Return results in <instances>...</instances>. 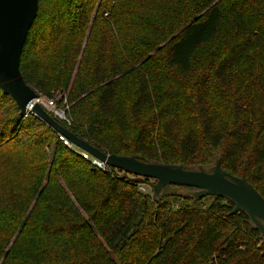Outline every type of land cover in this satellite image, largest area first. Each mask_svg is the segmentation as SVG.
I'll use <instances>...</instances> for the list:
<instances>
[{
    "label": "trees",
    "instance_id": "obj_1",
    "mask_svg": "<svg viewBox=\"0 0 264 264\" xmlns=\"http://www.w3.org/2000/svg\"><path fill=\"white\" fill-rule=\"evenodd\" d=\"M136 3L130 14L123 0H40L25 82L42 97L68 92L70 124L60 123L105 153L190 170L220 160L264 197V0ZM6 99L16 114L0 128L9 155L56 141L50 165L0 185V264H264V238L232 200L143 192L151 179L102 172L0 89ZM37 124L47 138L25 141Z\"/></svg>",
    "mask_w": 264,
    "mask_h": 264
},
{
    "label": "water",
    "instance_id": "obj_2",
    "mask_svg": "<svg viewBox=\"0 0 264 264\" xmlns=\"http://www.w3.org/2000/svg\"><path fill=\"white\" fill-rule=\"evenodd\" d=\"M40 0H0V89L17 104L23 117L33 114L57 134L64 135L76 147L90 153L112 169L140 180H155L154 196L166 186L193 188L190 195L200 200L223 196L235 204L233 213L244 211L264 238V197L245 177H235L222 168L220 160L209 171L203 167L186 169L182 165L146 163L137 156L108 154L70 131L36 100L40 95L24 80L21 57L28 34L37 18Z\"/></svg>",
    "mask_w": 264,
    "mask_h": 264
},
{
    "label": "rangeland",
    "instance_id": "obj_3",
    "mask_svg": "<svg viewBox=\"0 0 264 264\" xmlns=\"http://www.w3.org/2000/svg\"><path fill=\"white\" fill-rule=\"evenodd\" d=\"M123 3H127V6H126L127 13L133 14V13L137 12L136 0H128L127 2L125 0H123ZM108 15L109 14L105 15L106 18H108ZM121 15H122V12L119 13V15H118L119 18H117V20H121L123 17L125 18L126 11L122 16ZM124 18H123V20H124ZM90 33H91V30H89L87 33V37H86L85 42L83 44L84 47L87 43V39H88ZM134 33L135 32L133 30L132 31L124 30L122 32V37L124 38V36H125L126 38H129ZM95 45L96 44H92L93 48L95 47ZM223 47H224V44H223ZM203 51H204V53H203L202 58L211 57V51H212L211 47L205 48ZM134 88H135V85L133 82H126L124 92L130 93L134 90ZM124 92H123V94H124ZM43 98L45 99V101H50V100L55 99L56 100V107L55 108L58 110H61L63 112L66 111V113H65L66 117L69 118L68 113H67V106H68V108L70 107V105L68 104V92L63 93L61 90H59V91H56L54 93L53 98L45 97V96ZM13 108H14V102H12L11 100L6 99L5 101L1 102V104H0V128L2 126H4L6 123L10 122L16 116V114L13 113ZM48 112L53 113V111H50V110ZM55 119L59 122L63 121L57 117ZM63 122H65V121H63ZM65 123H67V122H65ZM67 124L69 125L70 123H67ZM32 130H34L33 134H29V136L25 139V141H27V142L32 141L37 136H39L40 138H47L46 130L44 128H39L38 124L35 125ZM50 139H53L54 141H56L55 138H48L46 140H50ZM54 141H51L53 143V145H49L50 143L46 142V144H48V145L45 144L47 147H45V145H44V152H40V153H36V154H26V153L22 152V153H16V154L9 155L6 150L2 149L4 147H0V185L2 184L4 178L6 176H8L9 174L17 175V171L19 169L24 170V172H25L26 167L31 166V165L35 166V165L44 164V163H47L48 165H50L51 161H52V148H54V145H55ZM49 146H51V147H49ZM75 151L80 152L78 150H75ZM150 183L151 184H149V185L143 184L146 188V192H151V189L153 188L152 185L156 184V181L152 180ZM179 191H184V190H179ZM194 191H196V190H193L190 192H194Z\"/></svg>",
    "mask_w": 264,
    "mask_h": 264
},
{
    "label": "built area",
    "instance_id": "obj_4",
    "mask_svg": "<svg viewBox=\"0 0 264 264\" xmlns=\"http://www.w3.org/2000/svg\"><path fill=\"white\" fill-rule=\"evenodd\" d=\"M38 103H40L41 105H43L45 107V109L47 111H53V114L55 115V117L59 118L60 120H63L67 123H70V121L68 120V118L66 117V111L63 112L61 110L56 109V100H50V101H45V99L40 96V98L38 100H36ZM69 110L68 106H67V111ZM59 140L62 141L69 149L71 150H78L80 152H77L78 154H80V156H82L83 159H85L86 161H88L89 163H91V165H93L94 167H96L97 169L101 170L102 172H112L113 170L116 169H112L110 166H108L105 162H101L100 160H98L97 158L93 157L90 153L74 146L68 139L67 137H65L64 135L58 134ZM140 190L143 192H146V188L145 186L142 184L140 186Z\"/></svg>",
    "mask_w": 264,
    "mask_h": 264
}]
</instances>
